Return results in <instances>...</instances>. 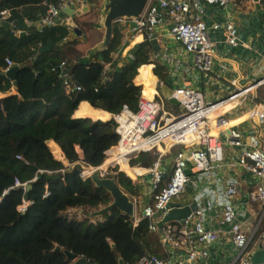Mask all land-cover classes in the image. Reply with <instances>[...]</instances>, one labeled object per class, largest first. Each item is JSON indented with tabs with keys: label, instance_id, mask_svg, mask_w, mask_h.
<instances>
[{
	"label": "trees",
	"instance_id": "trees-1",
	"mask_svg": "<svg viewBox=\"0 0 264 264\" xmlns=\"http://www.w3.org/2000/svg\"><path fill=\"white\" fill-rule=\"evenodd\" d=\"M45 1L0 0V11L10 9L15 24L9 29L0 26V91L11 87L4 74L5 58L18 64L17 93L0 99V264H74L66 250L85 256L88 264H121L120 259L123 264H134L145 254L163 258L160 235L150 229L148 219L135 223L118 209L94 220L68 217V208L98 209L111 202V195L78 171L68 172L70 166L61 161L66 158L71 165L83 160L100 166L117 151V158L130 152L131 145L117 147L121 139L118 122L106 119L125 107L139 111L145 84L134 80L140 66L156 63L151 59L152 45L147 39L138 44L134 58L120 63L105 78V64L122 43V32L115 25L105 52L90 64L72 67L62 42L69 32L65 24L33 33V27L25 23L26 17L36 20L43 13ZM50 39L52 48L42 52ZM65 59L82 87L78 92L68 94L64 89L59 64ZM140 71L139 81L146 71L151 72L149 67ZM85 101L109 113L82 104ZM156 161V152L150 150L131 157L130 164L151 167ZM43 171L59 172L60 177L37 178ZM108 173L130 196L138 195L136 182L118 163ZM28 184H32L29 190ZM26 201L31 205L20 210Z\"/></svg>",
	"mask_w": 264,
	"mask_h": 264
},
{
	"label": "crops",
	"instance_id": "crops-1",
	"mask_svg": "<svg viewBox=\"0 0 264 264\" xmlns=\"http://www.w3.org/2000/svg\"><path fill=\"white\" fill-rule=\"evenodd\" d=\"M57 1L58 0H53V2ZM88 1V11L78 16V19L90 17L96 3L92 0ZM201 7L202 17L207 26V35L216 44V54L210 71H200L193 66L192 55L186 51L178 40L169 35L171 24L169 20L157 26L155 30L158 34L157 40L160 49L159 51H155L151 44V59L156 61V63H149L152 67L146 64L140 66L138 69V75L141 73L140 69L143 70L145 67H149L151 70V72L146 71L143 74L141 77L142 81L138 80V75L134 81L136 84H145V87L142 85L144 95L153 97L152 99L146 98V100L151 103L149 107L158 114L164 112L179 114L182 112L188 100H190L188 97L191 96L197 98L198 101L202 100L203 103L214 102L225 98L229 96L234 89L231 83L233 80H236L237 86L246 87L264 78V2L258 0H235L230 3L228 7L204 3H202ZM24 11L25 10L22 9L19 10L20 13H24ZM25 19L31 18L26 17ZM68 20L67 14H63L60 20V23L65 24L69 31V41L64 43L65 47L67 45H73L85 52L93 45L94 40L89 37V33L83 28L80 32L74 31V29L68 25ZM227 20H232L235 24L239 39L238 45H231L226 42L225 30L223 27L218 29L213 28L215 23L223 24L225 21L227 22ZM76 26L81 28L78 24H76ZM117 27H119L122 32V43L113 53L112 60L106 64L105 78L113 73L120 63L131 58L130 56L138 44L146 41V36L143 33L125 34L126 29H129L128 24H119ZM32 29L36 30L35 28ZM71 42L75 43L71 44ZM132 42H134V45L129 51H126V47ZM97 57L98 56L94 57L93 60ZM17 66L18 64L15 65V67ZM4 74L10 78L11 87L7 91H0V99L17 93V82L14 70L11 68L7 73L4 71ZM147 74H150L154 78V92L152 95L149 94L150 82L147 78ZM178 89L185 90L186 95L177 97L175 91ZM250 94L254 96L255 100L247 98L243 103L232 108L237 102L235 100L223 107L224 110L232 108L226 116L232 121L231 126L240 133L241 144L230 145L225 142V138L227 137L226 134L221 135L225 142L224 150L226 151L223 162L219 163L216 168L212 170L210 176L200 177L198 172L199 167L197 162L198 160L200 161L201 158V154L198 153L204 152L206 148L204 145L196 147L198 150L194 153L193 158L195 157L197 161L195 158H192L190 162H183L185 167L189 165L187 171L193 174L195 178H198L199 184L194 188L188 186L175 201L180 202L182 205L197 202L199 208L205 210L204 222L207 228L229 230V226L221 222V213L222 205L226 200L224 193L225 184L230 177L235 179L238 183V193L231 198L238 214V220L242 222L248 220L255 224L258 222V215H256V212L259 211L260 204L256 201H251L250 194L255 190L256 185H258L259 179L255 174H252L240 165V154L245 146L247 135L253 132H257L260 135L261 145L264 147V124H261L255 117H250V111L255 107L256 102H264V82H261L253 88ZM184 99L186 103L183 105L182 101ZM83 103L89 104L94 109H100L93 107L86 101L82 102V104ZM123 113H125L126 118L129 119L128 122L126 121L124 123L121 121L120 116ZM140 113L141 112H139V114L133 113L128 108H125L118 114L109 113L110 115L108 114V116L110 117L107 118V120L110 118L115 119L118 122V131L123 134V130L131 131L133 128L134 121L131 120V116L137 117ZM76 115H81V113H77ZM73 117L78 116H74L73 114ZM212 133L216 134L217 131L213 130ZM52 144L58 146L56 143ZM167 146L173 147L167 148ZM187 148H189L187 143L160 145V147H158V149L156 148V151H154L157 154L156 165L165 170L166 173H168L167 177H169L173 165L182 162V154ZM191 148L193 150V147ZM78 151L82 155L81 150L78 149ZM163 152L166 154L162 155ZM117 154L118 151L114 156H110V158L114 157V160L118 159ZM127 162L129 165H125V167L129 168H126L125 172L132 177L138 186V195L136 197H131L136 200V209L139 211L146 204L153 202V166H132L129 158ZM167 177H164V179H167ZM211 199H213L215 203L211 204ZM260 227L264 228V219ZM162 248L164 253L163 258L178 264H232L236 255L231 237L228 234H222L215 242L196 245V248L201 249V253L191 262L187 260L188 251L184 248H174L171 245L165 247L163 243ZM257 252H261V255L264 257V247L252 250L251 254ZM251 254L248 257L247 263H251L249 259ZM251 264H264V262Z\"/></svg>",
	"mask_w": 264,
	"mask_h": 264
},
{
	"label": "built area",
	"instance_id": "built-area-1",
	"mask_svg": "<svg viewBox=\"0 0 264 264\" xmlns=\"http://www.w3.org/2000/svg\"><path fill=\"white\" fill-rule=\"evenodd\" d=\"M234 1L149 0L145 10L139 17L133 19L120 18L115 24H128L129 29H126L125 34L143 33L146 39L151 41L152 34L155 32L157 26L169 20L171 22L169 35L178 40L186 51L192 55L193 66L200 71H210L214 63L216 44L207 35V26L202 17V3L228 7ZM258 1L264 2V0ZM88 2V0H58L57 2L46 0L44 2L46 8L41 16L36 20L25 19V23L28 27H33L43 32L46 28L55 27L60 23L62 15L67 14L64 12L65 8H73L77 12L87 6ZM10 18V9L5 8L0 11V20L9 21L12 28L15 24ZM70 18L71 15L67 14V19ZM220 27H223L225 30L227 43L231 45L239 44L235 24L232 20H227L223 24L215 23L213 25L214 29ZM18 32L22 33V31ZM68 41L69 36L67 34L63 37L62 42ZM130 57V59H133V54ZM5 61L7 63L5 68L7 73L16 63L10 57H6ZM59 70L61 72L60 76L64 80L63 85L66 93L70 94L82 89L81 85L73 79L67 59L59 64ZM261 82H264V78L249 86L239 87L236 80H233L231 82L234 86L232 93L214 102L203 103L202 100L198 101L193 96L188 97L190 99L188 101L194 105L191 106L187 102L184 110L179 114L167 112L158 114L150 109V101L141 96L139 99L140 108L137 112L138 114L141 112L139 116L142 122L139 136L141 141L146 144L135 148L127 155L128 158L131 159V157H135L144 151H156V148L158 149L160 145L184 143L187 140H192L196 145H204L206 147V151L201 155L200 161L198 160L197 163L200 177H209L212 170L218 165L214 161L218 162V160H223L224 158L226 151L224 150V143L226 142L230 145L241 144L240 133L231 126L232 121L226 116L227 113L235 106L243 103L247 98L255 100L250 92ZM175 95L177 97L185 96L186 91L178 89L175 91ZM235 100L237 102L232 108L228 110L223 109V104ZM250 117H255L261 124H264V102H256L255 107L250 111ZM213 130H216L217 133H212ZM222 134H226L227 136L225 142L221 137ZM120 135L121 139L118 144L123 139V134L120 133ZM261 144L260 135L257 132L250 133L247 135L245 146L240 154V165L247 171L255 174L259 179L258 185H256L255 190L250 194V200L260 204L259 211L256 212V215H258V222L256 224L248 220L243 222L238 220V214L231 201V198L238 193V183L230 177L225 184L224 193L226 200L222 205L221 213V222L227 224L229 230L207 228L204 222L205 210L199 207L186 218L184 223L175 221L165 223L162 228L159 227L158 222L162 220L168 211L167 205L171 201H175L188 186L194 188L199 184L198 178L189 173L183 163L184 161L190 162L193 155L191 158H182V162L174 164L167 179L163 177L166 171L158 167L156 163L154 164L152 168L153 202L146 204L139 211L136 209L132 219L135 223L148 219L150 229L153 232L159 233L163 245L165 247L171 245L174 248L186 249L188 251L187 260L190 262L194 261L201 253V249L196 248V245L215 242L222 234H228L231 237L236 252L232 264H247L252 250L264 247V228L260 227L264 219V147ZM112 165L114 164L108 166L107 172ZM101 173L104 175L103 171ZM80 176L82 177L81 173ZM82 178L86 179L88 177L83 176ZM210 203L213 204L215 201L211 199ZM29 205H31L30 201L24 202L20 206V210H25ZM161 210H164L163 214H159ZM90 211L92 210L83 205L68 208L65 214L70 218L83 220L89 218L94 220V218H90L88 215ZM134 264L178 263L171 262L166 258H161L154 254H145Z\"/></svg>",
	"mask_w": 264,
	"mask_h": 264
},
{
	"label": "water",
	"instance_id": "water-1",
	"mask_svg": "<svg viewBox=\"0 0 264 264\" xmlns=\"http://www.w3.org/2000/svg\"><path fill=\"white\" fill-rule=\"evenodd\" d=\"M96 3L93 11L89 18L81 19L76 21L74 16H80L84 12L88 11V6H85L80 11H74L73 8H65L64 12L68 15H71V18L68 20V25L74 29L76 32H80L85 29L89 33V37L94 40L93 45L88 48L85 52L79 50L73 45H68L65 48L66 54L69 56L72 61V67H75L79 64H90L93 62V58L99 56L100 53L105 52L110 42L114 36L115 23L118 19H133L139 17L145 10L149 0H92ZM78 19V18H77ZM76 24L80 25L76 26ZM0 26H5V28H10V22L6 20H0ZM83 28V29H82ZM34 33L35 30L32 29ZM27 32H22L21 35ZM158 34L154 32L152 34L151 44L155 51H159L160 45L157 40ZM52 48V40L50 39L48 43L41 48V51H46ZM12 69L16 73V67L13 66ZM11 70V69H10ZM184 108L182 109V111ZM191 158L192 149L188 148L184 150L182 158ZM194 159V158H193ZM84 170H90L89 177L92 182L97 187L105 188L111 195V202L106 206H103L97 210H92L88 213L90 218H101L105 214L110 213L114 209L120 210L122 213L133 218L135 215V210L137 203L118 183L116 177L103 175L98 169V166H89L79 160L70 165L68 172L78 171L83 173ZM46 176L47 179H58L60 174H54L52 176L47 175L46 171L38 174L37 178H42ZM168 173H165L163 177H167ZM32 184H28L26 189H31ZM198 203L193 202L191 204L182 205L180 202L171 201L167 205V213L163 216L162 220L158 222L160 228L163 227L165 223L169 222H181L184 223L186 218L195 210L198 209ZM164 210H161L159 214H163ZM68 259L74 261V264H88V259L84 257H78L71 251H65ZM120 263L123 264V260L120 259ZM251 264V263H247Z\"/></svg>",
	"mask_w": 264,
	"mask_h": 264
},
{
	"label": "bare ground",
	"instance_id": "bare-ground-1",
	"mask_svg": "<svg viewBox=\"0 0 264 264\" xmlns=\"http://www.w3.org/2000/svg\"><path fill=\"white\" fill-rule=\"evenodd\" d=\"M134 45V42H132V43H130L129 44V46H127L126 47V51H129L130 50V48L132 47ZM147 78H148V80H149V82H150V89H149V94L150 95H152L153 94V92H154V87H153V76H151L150 74H147ZM143 96H144V98H147V99H152L153 97H149V96H147V95H144V93H143ZM237 100V99H236ZM186 103V100L184 99L183 101H182V104L184 105ZM188 103H190V105L191 106H193L194 104L193 103H191L190 101H188ZM230 103V102H229ZM228 103H226V104H223L224 106L225 105H227ZM223 106V107H224ZM120 119H121V121L122 122H128V118H126V115H125V113H123L121 116H120ZM131 120L132 121H134L133 122V128L131 129V131H125V130H123V139H122V141H121V143L120 144H118L117 145V147L119 148L120 147V145H131L132 147L130 148L131 150H130V152L129 153H131L135 148H138V147H140V146H143V145H145L146 143L145 142H142L141 141V139H140V136H139V132L141 131V129H140V126H141V119H140V116H131ZM136 132V133H135ZM135 133V134H134ZM134 134V135H133ZM184 143H187L188 145H189V148H191V147H193V151H192V155H194V153L195 152H197V148L196 147H199V146H201V145H196V143L195 142H193L192 140H187L186 142H184ZM170 146V145H169ZM169 146H167V148H171V147H173V146H171V147H169ZM117 148V149H118ZM206 151V148H205V150H204V152ZM204 152L203 153H198V154H201V155H203L204 154ZM129 153H127L126 154V156H122V157H120V158H118V159H116V162H115V164H117L118 163V165H119V168H120V170H124L123 168H125V170H126V168H129V167H125V163L128 161V154ZM166 153L165 152H163L162 153V155H165ZM177 158H179V157H177ZM215 162V164H219V163H221V162H223V160H218V162H216V161H214ZM99 167H101V166H98V169L99 170H101V171H104V170H106L107 168H105L106 166H104V167H101V169L99 168ZM189 168V165H186V169H188ZM49 173H55V172H49ZM89 173H90V170H84L83 171V173H81L82 174V177L84 176V177H87L88 175H89ZM250 262L251 263H261V262H264V257L261 255V252H257V253H253V254H251V256H250Z\"/></svg>",
	"mask_w": 264,
	"mask_h": 264
},
{
	"label": "rangeland",
	"instance_id": "rangeland-1",
	"mask_svg": "<svg viewBox=\"0 0 264 264\" xmlns=\"http://www.w3.org/2000/svg\"><path fill=\"white\" fill-rule=\"evenodd\" d=\"M75 18L74 19H76V21L78 20V23H79V20H81V19H77L78 18V16L76 17V16H74ZM68 46V45H67ZM66 46V47H67ZM65 47V48H66ZM95 119V118H94ZM107 120V119H106ZM107 158V153L104 155V158H103V161L105 160ZM133 158V157H132ZM131 160V159H130ZM61 161H63L65 164H66V166H70L69 165V161L67 160V159H63V160H61ZM116 162V160H114L113 158H110V157H108L106 160H105V162L102 164V165H100L101 167L102 166H106L105 168H107L108 166H110V164H114ZM99 166V165H98ZM116 166V164H114V165H112L110 168H114ZM101 167H99L100 169H101ZM103 173H104V175H108L109 176V173L107 172V170H104L103 171ZM56 175V174H59V172H55V173H49V172H47V175H49V176H52V175ZM99 209V208H98ZM94 210H97V209H93V211Z\"/></svg>",
	"mask_w": 264,
	"mask_h": 264
}]
</instances>
